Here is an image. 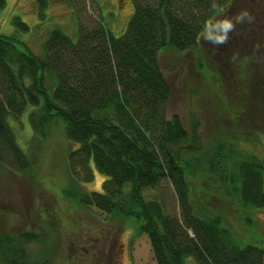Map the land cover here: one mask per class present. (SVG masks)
Here are the masks:
<instances>
[{
  "label": "trees",
  "instance_id": "trees-1",
  "mask_svg": "<svg viewBox=\"0 0 264 264\" xmlns=\"http://www.w3.org/2000/svg\"><path fill=\"white\" fill-rule=\"evenodd\" d=\"M228 2L141 0L121 36L101 23L91 29L79 25L76 40L54 30L44 57L19 50L14 39L0 35V168L28 169L14 123L21 126L25 119L34 135L44 137L48 125L59 119L66 140L77 146L69 152L71 169L82 167L89 182L94 170L106 177L100 192L78 194L77 203L132 219L148 237L157 264H264V242L242 245L219 216L194 208L179 161L188 134L178 116L168 117L171 88L159 60L164 50L198 47L206 24L219 28L211 19ZM4 7L0 0V12ZM13 24L22 25L19 19ZM257 44L264 47L263 41ZM226 46L216 49L222 54L219 68L230 60ZM217 76L215 89L227 103L231 99L219 90L229 77ZM233 97L230 104L240 109L244 98ZM229 109L225 104L223 111ZM215 151L207 170L217 177L223 195L249 210L264 208V165L258 158L250 152L229 153L224 142ZM163 180L175 192L180 218L169 213L160 197L144 194ZM24 238L26 243L35 239L29 233ZM10 242L0 238L9 264H27L26 251Z\"/></svg>",
  "mask_w": 264,
  "mask_h": 264
},
{
  "label": "rangeland",
  "instance_id": "rangeland-1",
  "mask_svg": "<svg viewBox=\"0 0 264 264\" xmlns=\"http://www.w3.org/2000/svg\"><path fill=\"white\" fill-rule=\"evenodd\" d=\"M140 1L5 0L0 35L14 39L19 50L44 57L54 30L76 40L79 25L91 29L101 23L114 36H121ZM242 14L246 15L241 21ZM15 19L22 25L14 26ZM225 20L234 25L229 33L232 41L226 43L231 48H224L231 51L226 65L219 68L221 51L203 37L195 49L159 54L171 88L167 114L169 118L178 116L187 130L179 161L194 208L219 216L240 244L259 245L264 242V208L249 210L225 197L207 164L215 147L224 142L229 153L250 152L264 165V47L257 44V40L264 42V0H229L221 15L211 19L218 27ZM217 75L230 79L219 90L223 98L231 99L227 103L215 89ZM233 95L244 98L240 109L230 104L236 100ZM225 104L228 112L223 111ZM23 121V125L13 122V126L27 154L28 169L0 168V238L25 250L27 264H157L148 237L138 232L132 219L110 217L77 203L78 194L100 192L106 177L94 170L89 182L82 167L71 169L69 152L77 146L66 140L63 122L53 120L40 137ZM144 194L160 197L169 213L180 218L177 197L167 180ZM27 233L35 237L32 242H25ZM0 254L1 264H9L10 254L2 248ZM187 264L195 263L188 260Z\"/></svg>",
  "mask_w": 264,
  "mask_h": 264
},
{
  "label": "clouds",
  "instance_id": "clouds-1",
  "mask_svg": "<svg viewBox=\"0 0 264 264\" xmlns=\"http://www.w3.org/2000/svg\"><path fill=\"white\" fill-rule=\"evenodd\" d=\"M244 15L242 14L240 20L244 19ZM234 25L231 21L225 20L223 21L217 30H212L208 24L204 26L203 38L209 41L213 45H223L227 43L229 39V33L233 31Z\"/></svg>",
  "mask_w": 264,
  "mask_h": 264
}]
</instances>
